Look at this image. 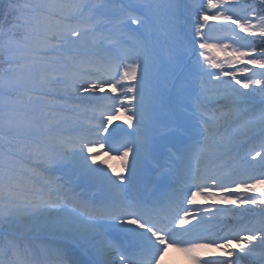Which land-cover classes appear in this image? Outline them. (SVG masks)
<instances>
[{
  "label": "snow or ice",
  "instance_id": "6c2138e0",
  "mask_svg": "<svg viewBox=\"0 0 264 264\" xmlns=\"http://www.w3.org/2000/svg\"><path fill=\"white\" fill-rule=\"evenodd\" d=\"M176 7L175 0H24L15 6L21 32L18 37L13 34L11 45L22 62L15 63L19 74L0 84L5 94L0 134L6 146L0 164V232L5 224L15 225L20 235L0 238V264H81L64 241L91 245L96 257L92 264H163L170 248L186 253L193 264H241L257 245L264 248V216L260 227L245 222L250 210L259 207L264 213V172L251 174L257 157L264 163V101L258 115L243 121L247 133L259 126L261 137L259 150H249L251 161L242 167L244 178L233 179L223 162L213 163L207 171L202 164L231 147L223 139L217 141L221 123L254 113V93L264 90V49L257 52L249 39H264V0L258 6L255 0H202L188 33L192 52L198 47L208 65L198 61V70L182 64L171 49L161 63L160 34H173ZM216 21L221 24L210 23ZM213 29L230 31L232 40L209 42ZM52 53H68L63 67L55 66ZM85 66L116 70L107 78H85L79 74ZM254 69L261 70L259 77ZM197 71L210 77L214 89L193 86ZM62 80L63 95L90 101L85 110L96 114L95 125L78 127L58 161L103 185L91 200L70 188H60L54 195L33 184L31 176L18 178L9 164L14 156L10 138L20 140L33 133L40 116H47L41 112L48 107L41 104V90ZM106 91L116 95H104ZM101 101L111 103L105 106ZM121 119L137 133L136 138L121 137L127 130L119 125L110 127ZM97 143L100 148L108 145L105 156L115 151L109 159L119 161V171L107 160L99 162L107 169L96 164ZM112 143L118 147L113 149ZM39 148L34 142L30 151ZM160 155L173 166L161 164ZM153 163L158 169L155 177ZM173 177L177 185L173 192L177 197L183 192V197L162 202L154 194ZM130 188L144 194L122 195ZM185 200L193 209L205 202L235 206L216 211L236 222L222 237L203 236L197 230L201 214L183 207ZM204 211L211 214L213 209ZM99 220L111 224L99 225ZM37 230L58 238L52 245L54 260L42 262L38 253L20 244V238ZM125 241L134 251H127Z\"/></svg>",
  "mask_w": 264,
  "mask_h": 264
},
{
  "label": "rangeland",
  "instance_id": "374dc122",
  "mask_svg": "<svg viewBox=\"0 0 264 264\" xmlns=\"http://www.w3.org/2000/svg\"><path fill=\"white\" fill-rule=\"evenodd\" d=\"M251 0H249L248 2L250 3ZM258 0H255V2H257ZM253 2V1H251ZM258 6V4H257ZM258 15L261 14L260 9L258 7ZM196 18V15H195ZM194 18V21H195ZM211 24H216L217 26H219L221 24V22L216 21V22H210ZM235 26H233L234 28ZM194 30V29H193ZM210 37H212V39H210L209 42H216L217 40H220L222 42H230L231 39V34L230 31H224V32H217L214 29L211 30L209 32ZM243 35V34H241ZM177 37V31H176V27H174V31L173 34L168 38V42L170 41V44L175 41V38ZM125 39L127 40V42L130 44L132 43V38L130 37H125ZM251 40H253L252 38H250ZM255 39H259V38H255ZM254 39V40H255ZM254 46H256L255 43H253ZM174 53L178 56V58L180 57V52H179V45L174 47ZM256 49V47H255ZM158 50L160 53V58H161V63L163 65V62L166 61V50L164 48L163 45H158ZM257 51V49H256ZM258 52V51H257ZM8 55L19 59L20 53H18L17 51H15L14 47L10 46V49L6 52ZM216 55L218 56H223L222 53H216ZM9 57V56H8ZM181 63H185L183 56L179 58ZM193 62V63H191ZM189 63V66H194L197 70H198V63L197 61L194 59ZM56 67H59L58 64L56 63L55 65ZM252 67V66H250ZM210 69V68H209ZM225 70H228L227 67L225 66ZM256 70V69H254ZM210 71H216V70H210ZM198 71L196 72V74L193 76V86L199 90V88L201 87H205L208 89H213V85L214 82L211 81L210 77L208 79H204V80H200L197 75H198ZM84 77V76H83ZM82 82V81H81ZM204 85V86H203ZM66 86L63 85V82L61 81L60 83H53V84H49L48 86H46L45 88H43L44 91L41 92V94H46V95H50V97H44V100L41 102L42 105H47V104H51V105H47L48 107H44L41 109V112H47V116H40V119H38L36 121V126L33 129V133L31 135L33 136H38L40 134H44L46 135V140L49 146H51V149L55 152L54 153H50L52 160L53 161L55 158L54 156L56 155L57 157V161L54 163L56 166V171L50 172L55 179V182L62 188L65 189H69L70 186H73V183L78 184L81 182H88L91 185V188L93 189H103V185L100 182H92L89 181L88 179L81 177L79 175H77V173L75 172L74 169H72L70 166L64 164V163H58V161L60 160L61 156H62V152L64 150H66L67 148H69L71 145L69 144V141H71L76 135H77V131L76 129L80 126H92L95 125L96 123V114L95 112L92 111H87L85 110L86 106L90 103L87 102L84 106L82 107L81 104L79 102H76L75 100H69L66 99L67 96H64L62 93V90H65ZM4 92L1 89L0 90V104H2L4 102ZM77 96H79V93L76 94ZM97 95H101V94H97ZM104 95H109V96H114L115 94H111V93H106ZM255 96H260L262 98H264V90L261 91V94H256L254 93ZM52 96V97H51ZM75 98V97H74ZM86 102V101H85ZM102 102V101H101ZM98 102V103H101ZM106 102V101H105ZM47 103V104H46ZM135 103V102H134ZM51 106V107H50ZM63 106L65 112H59L58 109L59 107ZM53 110V111H52ZM226 110V109H225ZM69 112V113H67ZM127 114V113H126ZM259 113H248L246 115V118L242 119L241 121H236L232 124L227 123L225 125L224 129H219V134L217 136V141H220L221 139H223L226 137H231V141H235L237 138H234L233 133H237V132H243L242 129V125H243V121L248 119L250 116L252 115H258ZM91 118H95L94 120H91ZM62 120V122L65 123V129L61 127V124L59 123ZM113 123L115 124H123V119L119 120V121H114ZM112 127V126H110ZM135 138H136V132L134 133ZM95 134H92V137ZM37 138H40L39 136ZM100 143V142H99ZM99 143H97L96 148L97 150L100 152V155L97 157V161L96 164L101 166V167H105L107 169V165H100V161H104V160H110V161H118V160H114V159H109L106 158L103 154V152H101V148L99 147ZM246 148V147H244ZM224 150V149H221ZM259 150V148H258ZM215 151V150H214ZM225 151V150H224ZM197 155H199V148H197L196 150ZM225 156H223V158L219 159L217 158L215 160V164H220L221 162L225 163V161L229 158L232 157V161L228 164V170L229 171H234L237 168H239V166L243 163L245 164L246 161H251V155H248L249 151L246 152H237L236 149L233 150H227L225 152ZM239 155H238V154ZM255 152H252V155H254ZM237 155V156H236ZM226 159V160H224ZM50 160V159H49ZM49 162V161H47ZM91 163V161H90ZM171 163V162H170ZM109 164H112V162H109ZM43 166V165H41ZM33 169V168H32ZM20 172L23 174H28L29 176L35 178V180L37 182H39L40 185H42L43 187L46 188V190L48 191H53V194L55 195L56 192L51 188V185H49V182L47 180V176L43 175V173L45 171H48V169L46 167L43 166V168L41 167H37L33 170H31L30 168L27 170V166L21 165L20 166ZM28 171V172H24V171ZM49 172V171H48ZM108 172H111V170L109 169ZM264 172V171H262ZM261 172H257L255 173L254 171L251 172V174H260ZM31 174V175H30ZM244 178V175H242V177H239L237 179H242ZM249 195H251V193H249ZM209 205H211V203L209 202ZM228 206V205H225ZM210 207V206H208ZM211 208V207H210ZM219 208H225L220 206ZM227 208H235V206H228ZM261 218H258L257 221H259ZM256 221V222H257ZM6 228H10L7 224H5L3 226V229ZM10 229H14L13 231H15L16 234L20 235L19 232H17L15 230V225H13ZM23 237H29L31 239L29 240H19L20 244L22 246H28L34 253H38L39 254V259L42 262H47V261H51L52 259V255L55 254L53 249H52V245H54L55 243H57L58 240L57 237L53 236V234L50 231H33L31 233L26 234ZM4 238H8V237H4ZM48 241V242H47ZM41 242H45L46 244L43 245H39L36 243H41ZM81 245H84L83 242H81ZM72 246H77L74 245L71 241H64V247L70 251L72 250ZM82 247V246H81ZM233 247H235V245H233ZM85 249V248H84ZM241 264H264V248H261L259 245H257V247L254 250V254L252 256L249 257H242L241 258Z\"/></svg>",
  "mask_w": 264,
  "mask_h": 264
},
{
  "label": "bare ground",
  "instance_id": "6f19581e",
  "mask_svg": "<svg viewBox=\"0 0 264 264\" xmlns=\"http://www.w3.org/2000/svg\"><path fill=\"white\" fill-rule=\"evenodd\" d=\"M237 87H239V86H237ZM213 89H214V85H213ZM241 91H250V90H244V89H241ZM77 96V95H76ZM262 101V98L261 97H259V96H255L254 95V99H253V102H252V104H254V103H259V102H261ZM59 108H61V107H59ZM242 116L243 115H240L239 116V118H232V119H230V120H228L227 122H222L221 123V126H220V130L221 129H224L225 128V125L227 124V123H229L230 122V124H232V123H234V122H236V121H241L242 120ZM236 124H237V122H236ZM241 130H243V127H242V129ZM233 135H234V138L235 137H237V138H240V139H237V140H235V141H231L232 139H231V137H226V138H224V143L225 144H228V143H231V147L228 149V150H233V149H236V150H238L239 149V147L240 148H242L243 146H245V144H246V142L248 141L249 142V146H247L246 148H249V147H254V145H256V144H258L259 143V141H260V139L259 138H256V137H258L260 134H259V126H257V128H256V130H255V132H253V133H247L245 130L243 131V132H237V133H233ZM257 139V140H256ZM253 140H255V141H253ZM253 142V143H252ZM253 145V146H252ZM255 149H257V147H254ZM213 149V153L215 154L216 153V149L215 148H212ZM215 150V151H214ZM227 151V150H226ZM226 151H224V150H221L220 151V153L218 154V155H216L215 156V158H219V157H221V156H223L224 154H226L225 152ZM231 160H232V157H229L226 161H225V164H227V163H229V162H231ZM254 164H255V168L253 169V170H255V169H259V168H264V163H262L260 160H259V158L257 157V159H256V161H254L253 162ZM202 164L204 165V167H205V171L207 170V169H209V166H210V164H209V161L208 160H203V162H202ZM245 164H241L240 166H239V168H237L236 170H234V171H232L233 172V179L237 176V175H244V173H243V171H242V167L244 166ZM238 211V210H237ZM260 213V208L259 207H257L255 210H253V212L251 213V215L253 216V215H256V213ZM258 213V214H259ZM9 229V231L11 230V231H13L12 229H10V228H8ZM166 256H170L171 257V259H178V260H180V261H182L181 262V264H185L183 261H185V257H186V261L188 262V263H191L192 261H191V259L189 258V257H187V254L186 253H184V252H180V251H177L175 248H170L169 250H168V252L165 254ZM166 264V263H165ZM168 264V263H167Z\"/></svg>",
  "mask_w": 264,
  "mask_h": 264
},
{
  "label": "trees",
  "instance_id": "16d2710c",
  "mask_svg": "<svg viewBox=\"0 0 264 264\" xmlns=\"http://www.w3.org/2000/svg\"><path fill=\"white\" fill-rule=\"evenodd\" d=\"M257 3H259V0L257 1ZM253 42L256 44V49L258 52H260L262 49H264V39L254 40ZM261 91H263V90H257L256 92H261Z\"/></svg>",
  "mask_w": 264,
  "mask_h": 264
}]
</instances>
